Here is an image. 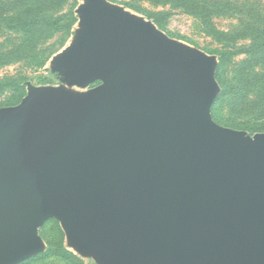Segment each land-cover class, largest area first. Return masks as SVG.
Instances as JSON below:
<instances>
[{"label":"water","instance_id":"1","mask_svg":"<svg viewBox=\"0 0 264 264\" xmlns=\"http://www.w3.org/2000/svg\"><path fill=\"white\" fill-rule=\"evenodd\" d=\"M75 13L61 83L0 107V264L52 218L95 264H264V132L213 118L218 57L108 0Z\"/></svg>","mask_w":264,"mask_h":264},{"label":"trees","instance_id":"2","mask_svg":"<svg viewBox=\"0 0 264 264\" xmlns=\"http://www.w3.org/2000/svg\"><path fill=\"white\" fill-rule=\"evenodd\" d=\"M70 0H0V25L5 30L19 34L18 43L10 47L0 48V66L18 60L24 55H29L36 66L44 67L48 59L55 53L50 48L40 49L42 40L54 35L57 31H64L70 37L72 28L77 21L74 8L67 13L54 12L59 6ZM156 4L171 3L191 13L205 28V30L221 41L236 40L243 37H252L248 47L244 50L248 58L237 72V82L224 81L221 70L238 51L225 48L219 50L220 62L217 78L222 85V93L217 97L212 106L215 118L216 108L221 100L228 99L235 112L246 113L264 110V5L260 0H149ZM77 0H73L76 4ZM232 10L243 14V19L237 26L230 29L219 28L214 15ZM161 13H153L154 21L162 24ZM64 17H68L63 24ZM33 55H30L33 53ZM257 66L260 69H256ZM27 78L20 76L17 81L9 84L15 85V91L10 96L14 103L26 94ZM249 129L264 131V122L250 125ZM49 256H57L67 261L68 264H85V261L61 245L49 247L44 253L35 255L20 264H31Z\"/></svg>","mask_w":264,"mask_h":264},{"label":"rangeland","instance_id":"3","mask_svg":"<svg viewBox=\"0 0 264 264\" xmlns=\"http://www.w3.org/2000/svg\"><path fill=\"white\" fill-rule=\"evenodd\" d=\"M108 1L124 7L126 11L136 16L153 21L158 26V28L163 30L171 38L177 39L200 50H203L208 54L216 55L219 62V50H223L229 47L233 51H238V53L233 56L232 60L229 61L228 64H226V66H224L221 70V77L224 81L227 80L229 82H237V72L244 64L245 60L248 58V54L244 52V50L248 47L249 43L253 41L252 37H241L236 40L221 41L217 37L209 34L202 26L199 19H197L191 13L186 12L184 9L173 6L171 3L156 4L149 0ZM260 1L262 5H264V0ZM80 2L81 0H77L76 4H74L73 0L67 1L65 4L59 6L54 12H56L57 14H62L67 13L70 9L74 8L75 13V10ZM153 13H161V15L159 16L162 18L161 25H158L154 21L155 19L152 16ZM75 15L77 16L76 13ZM243 17L244 15L240 14L239 12L226 10L225 12L214 15V21L219 28L230 29L237 26L240 18L243 19ZM67 21L68 17H64L63 24L67 23ZM77 23L78 16L77 21L72 28L73 32L70 37L64 35V31L61 30L57 31L54 35L48 37L47 39L41 41V43L39 44L40 49L50 48L51 51L55 52L48 59L44 67L36 66L35 61L32 57H29V55H24L18 60H12L11 62L0 66V107L16 105L13 99L10 98L12 93L15 91V85H11L9 84V82L13 83L14 81H17V78L20 76L26 77V82H32L35 85H55L61 83V76L57 72L52 70L51 59L55 54L62 51L66 46L69 45ZM19 40V34L13 31L5 30V28L0 25V48L10 47L11 45L18 43ZM33 54L34 52L30 55ZM258 67L261 68V66H257L256 69H260ZM218 83L220 84L221 91L217 97H219L222 93V85L219 80ZM93 85L94 84H91L88 87H91ZM22 98L20 99V101L22 100ZM214 119L221 125L234 129L245 130L250 135H254L255 133L261 131L254 132L249 129V126L264 122V110L246 113L235 112L234 107L230 105V101L228 99H224L218 103ZM40 233L47 243V249H49V247H59L61 245H64L65 248L74 253L73 249L69 247L67 243L65 233L58 220L54 218L49 219L41 228ZM76 255L79 256L78 254ZM79 257L85 261V264H95V260L90 257ZM31 264L68 263L60 257L49 256L45 259Z\"/></svg>","mask_w":264,"mask_h":264}]
</instances>
